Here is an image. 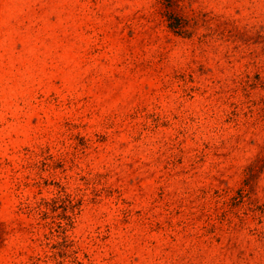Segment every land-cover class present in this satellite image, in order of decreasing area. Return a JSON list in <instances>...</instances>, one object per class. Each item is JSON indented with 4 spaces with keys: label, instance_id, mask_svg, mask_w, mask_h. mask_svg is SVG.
Listing matches in <instances>:
<instances>
[{
    "label": "rangeland",
    "instance_id": "obj_1",
    "mask_svg": "<svg viewBox=\"0 0 264 264\" xmlns=\"http://www.w3.org/2000/svg\"><path fill=\"white\" fill-rule=\"evenodd\" d=\"M0 264H264V0H0Z\"/></svg>",
    "mask_w": 264,
    "mask_h": 264
},
{
    "label": "trees",
    "instance_id": "obj_2",
    "mask_svg": "<svg viewBox=\"0 0 264 264\" xmlns=\"http://www.w3.org/2000/svg\"><path fill=\"white\" fill-rule=\"evenodd\" d=\"M173 28V27H172Z\"/></svg>",
    "mask_w": 264,
    "mask_h": 264
}]
</instances>
